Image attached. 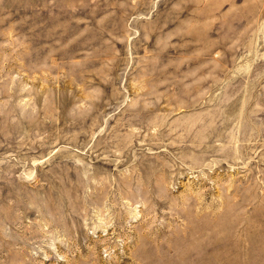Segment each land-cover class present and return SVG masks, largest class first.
Segmentation results:
<instances>
[{
	"label": "rangeland",
	"instance_id": "rangeland-1",
	"mask_svg": "<svg viewBox=\"0 0 264 264\" xmlns=\"http://www.w3.org/2000/svg\"><path fill=\"white\" fill-rule=\"evenodd\" d=\"M0 264H264V0H0Z\"/></svg>",
	"mask_w": 264,
	"mask_h": 264
}]
</instances>
